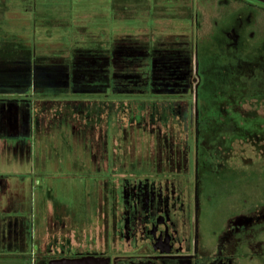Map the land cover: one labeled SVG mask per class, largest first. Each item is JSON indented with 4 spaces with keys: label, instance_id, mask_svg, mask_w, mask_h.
Segmentation results:
<instances>
[{
    "label": "rangeland",
    "instance_id": "rangeland-1",
    "mask_svg": "<svg viewBox=\"0 0 264 264\" xmlns=\"http://www.w3.org/2000/svg\"><path fill=\"white\" fill-rule=\"evenodd\" d=\"M249 1L0 0V100L10 102L3 111L0 109V120L14 122L17 114L22 117L24 112L20 114L19 109L23 101L31 106L35 102L49 101L46 106L55 102L46 108L48 119L61 107L62 103L58 102H77L70 111L76 117L81 109L88 114L95 104L99 111L92 109L89 116L93 117L91 120H99L96 124L99 130L108 133V150L115 151L120 165L137 159L140 143L151 142L147 129L144 135L142 130L139 135L134 130L129 132L128 120H133L130 108H134L133 114L153 120L154 143L157 138L163 142L166 131L177 142H183L186 130L182 119L178 113L160 118L162 103L157 97L165 96L153 98L152 90L156 93L155 89L166 80L169 86L177 87L174 93L180 104L186 98L193 102V89L180 96L185 84L178 83L190 80L187 55L193 53L196 44L208 42L216 28L229 21L232 10ZM234 17L230 26L240 21L250 26L254 15ZM227 31L228 27L221 29L214 48H204L202 52L216 53V45L226 38ZM218 73L215 70L214 76ZM214 81L215 78L211 82ZM224 81L220 90L210 87L204 93L211 122L202 128L201 139L210 138L213 143L217 142L219 129L216 123L221 121L211 116H219L224 107L218 100H225L236 82L232 79L233 84L227 85V80ZM150 101L158 104L154 112ZM237 111L232 109L231 113L238 117ZM157 120H167L166 126ZM231 121L241 138H246L248 131L264 132V120ZM69 126L64 120V128L58 130L59 125L52 120L50 132L28 137L29 154L16 148L15 136L0 137V172L8 182L0 189V248L5 245L8 249L0 250V264H33L37 237L40 244L57 238L54 243L69 240L72 248L100 245L96 240L99 232L96 195L105 181L112 182L111 163L95 169L79 140H72ZM123 130L129 133L126 153L124 147L120 148ZM245 148L242 156L255 159L251 146ZM238 154L230 163L235 168L243 164ZM259 164H254V168ZM256 176L263 184L248 194L247 199L249 195L255 197V193L258 197L264 195V170ZM102 192L104 199L106 194ZM228 203L230 207L237 205L234 200H222L216 210L218 217L211 208L205 212L202 219L206 223L212 217L213 230L220 227ZM51 212L64 217L57 222L58 229L49 222ZM22 227L26 228L22 230ZM53 233L57 237L53 238ZM30 242L31 251L24 245Z\"/></svg>",
    "mask_w": 264,
    "mask_h": 264
},
{
    "label": "flooded vegetation",
    "instance_id": "flooded-vegetation-1",
    "mask_svg": "<svg viewBox=\"0 0 264 264\" xmlns=\"http://www.w3.org/2000/svg\"><path fill=\"white\" fill-rule=\"evenodd\" d=\"M231 13L229 21L217 27L208 42L196 44L193 53L187 55L190 80L178 83L185 84L180 96L193 89V102L186 98L183 105L180 104L174 93L177 87L169 86L166 80L155 89V95L165 96L157 97L162 103L160 118L178 113V118L182 119L183 130H186L183 142H177L165 130V140L157 138L154 143L153 120L133 114L134 108H130L133 120H128L129 132L134 130L139 135L140 130L145 134L147 129L151 142L140 143L137 159L125 161L121 166L115 151L108 150V133L99 130L96 126L99 120H91L93 117L89 116L92 109L99 111L97 105L94 104L88 114L79 110L76 117L70 111L77 102H58L62 103L61 107L48 119L46 108L55 102L50 106H46L49 101L35 102L32 106L22 102L19 110L24 115L17 114L18 132L14 137L16 148L22 153L30 152L26 144L28 137L50 132L52 120L60 130L65 120L70 124L72 140L77 138L86 151L88 162L90 158L97 170L109 162L112 170V182L105 181L96 195L99 229L96 240L100 245L72 248L69 240L57 244L54 243L57 233L51 234L53 241L40 244L37 237L33 264H51L60 259H79L75 264H264V195L258 197L255 193V197L246 198L263 184L256 174L264 170V132L248 131L246 138H241L231 121L264 120V2L250 0ZM235 14L242 18L252 14L254 17L250 26L240 21L232 27ZM224 27H228L226 38L216 45V53H203L204 48H214L215 37ZM215 70L223 77L219 78L218 74L215 77ZM224 79L227 85L233 84L232 79L236 82L234 91L225 100H218L224 107H220L223 113L211 116L221 121L216 123L219 129L217 142L213 143L210 138L201 139L202 128L211 122L204 93L210 87L220 90ZM0 102L1 110L10 103ZM150 102L154 112L158 104ZM35 105H39L38 108L34 109ZM232 109L238 110V117L231 113ZM157 121L166 126L167 120ZM122 134L120 148L124 147L122 150L126 153L129 133L123 130ZM246 145L253 149L255 159L242 156ZM236 154L243 163L240 168L230 164ZM257 162L261 164L254 168ZM224 199L234 200L237 205L230 207L228 203L220 227L213 230L212 217L206 223L203 221L205 212L211 208L212 214H216ZM51 213L49 222L58 229L56 224L64 217Z\"/></svg>",
    "mask_w": 264,
    "mask_h": 264
},
{
    "label": "crops",
    "instance_id": "crops-1",
    "mask_svg": "<svg viewBox=\"0 0 264 264\" xmlns=\"http://www.w3.org/2000/svg\"><path fill=\"white\" fill-rule=\"evenodd\" d=\"M0 122H6V125H4V124H0V137L1 136H4L5 134H9V135H12V136H15V135H17V132H18V130H17V122L14 120V122L13 121H11V120H0ZM17 174H18V172H17ZM7 177L6 176H4V175H2V173L0 172V189H4L5 188V186H6V184L8 183L7 181ZM4 199L2 198V201H3ZM1 203V202H0ZM2 204H3V202H2ZM2 210V209H1ZM16 215V214H15ZM14 215V216H15ZM26 228V227H25ZM24 227H22V230L23 229H25ZM29 231H30V229H29ZM20 234H22L23 235V232L22 233H20ZM29 236H30V238H32L31 237V234H29ZM26 237H28V233H27V236ZM26 237H25V240H26ZM27 241V240H26ZM25 241V242H26ZM24 242V241H23ZM28 242H29V239H28ZM31 243L32 242H30L29 244H24L25 245V247L26 248H28L29 247V249L31 250ZM5 247V248H4ZM1 249H7V247L4 245V246H2V248H0V250ZM23 249V248H22ZM22 249H20V250H22ZM8 250V249H7ZM25 251V250H24Z\"/></svg>",
    "mask_w": 264,
    "mask_h": 264
},
{
    "label": "water",
    "instance_id": "water-1",
    "mask_svg": "<svg viewBox=\"0 0 264 264\" xmlns=\"http://www.w3.org/2000/svg\"><path fill=\"white\" fill-rule=\"evenodd\" d=\"M260 1H263L264 2V0H260ZM67 261H69V262H67ZM71 262V263H70ZM79 262V259L78 260H65V259H60V260H55V261H53L51 264H75V263H78Z\"/></svg>",
    "mask_w": 264,
    "mask_h": 264
},
{
    "label": "trees",
    "instance_id": "trees-1",
    "mask_svg": "<svg viewBox=\"0 0 264 264\" xmlns=\"http://www.w3.org/2000/svg\"><path fill=\"white\" fill-rule=\"evenodd\" d=\"M33 87H34V86H33ZM155 94H156V93L152 90V94H151V95H152L153 97H157V95H155Z\"/></svg>",
    "mask_w": 264,
    "mask_h": 264
}]
</instances>
